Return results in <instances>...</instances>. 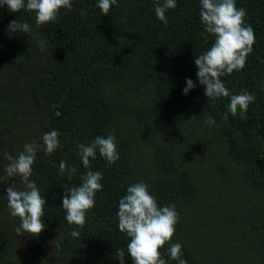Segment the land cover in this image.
Instances as JSON below:
<instances>
[{
	"label": "trees",
	"instance_id": "trees-1",
	"mask_svg": "<svg viewBox=\"0 0 264 264\" xmlns=\"http://www.w3.org/2000/svg\"><path fill=\"white\" fill-rule=\"evenodd\" d=\"M235 2L247 10L255 42L245 67L221 80L232 94L255 95L243 120L239 113L224 120L229 99L213 104L196 76L194 59L214 42L200 22L199 0H176L166 25L155 0H118L108 15L98 0H72L71 11L61 9L41 29L34 12L0 7V178L4 151L15 157L52 130L60 141L50 156L39 151L32 166L45 227L31 264H120L117 249L125 250L123 264H133L116 213L127 187L140 181L180 215L160 249L167 264H177L167 256L172 243L182 245L187 264H264V0ZM14 19L32 32L8 30ZM41 40L48 41L43 49ZM186 78L196 87L184 95ZM108 135L119 159L109 167L99 153L90 158L103 187L76 229L61 208L64 186H79L87 171L76 145ZM61 160L76 167L71 180L58 174ZM12 180L23 188L18 176L0 183V264H26L24 247L36 242L14 231L19 220L4 198Z\"/></svg>",
	"mask_w": 264,
	"mask_h": 264
},
{
	"label": "clouds",
	"instance_id": "clouds-1",
	"mask_svg": "<svg viewBox=\"0 0 264 264\" xmlns=\"http://www.w3.org/2000/svg\"><path fill=\"white\" fill-rule=\"evenodd\" d=\"M7 6L10 12L20 10L35 13V27L41 29L45 25L55 22L61 9L72 10V0H0V7ZM113 5L118 6V0H98V8L103 15H108ZM199 18L204 31L214 37L210 49L197 55L194 63L197 67L196 76L204 86V94L213 104L220 98H228L227 111L223 119L229 115L246 118L249 104L255 102V95L247 91L232 94L221 80L222 76L230 75L234 71L242 70L247 62L248 55L253 50L255 42L254 30L246 25L247 10L237 8L235 0H199ZM176 7V0H155L154 10L157 19L165 25L168 23L166 12ZM8 30L13 33L32 32L26 22L10 21ZM48 44L47 40L38 41L41 49ZM264 84V82H262ZM196 85L190 78H186L184 95ZM205 124L209 127L215 124L213 117H206ZM58 132L52 130L42 136V143L35 141L24 145L23 151L15 157L7 151L2 153L7 161L4 167L5 178H0V183L19 177L22 189H17L15 181L6 188L7 207L13 218H18L19 224L14 231L18 236H38L45 225L44 216L45 199L35 180H31L32 166L37 159V153L43 151L50 156L60 147ZM77 155L87 170L83 173L79 186H64L61 208L65 212L64 219L68 225L76 229L83 228L86 223V214L95 206V195L102 190L100 181L103 176L100 171H92L90 158L95 159L97 153L112 166L119 159L116 137L114 135L96 136L89 144L78 143ZM77 171L76 167L68 166L64 160L59 164L58 174L63 176L67 172V179L71 180ZM118 229L129 239L127 254L133 264H167L162 258L160 249L169 243L175 234L176 224L180 219L179 212L174 204L159 205L157 198L148 190V185L142 181L129 185L126 194L119 200ZM70 235L79 238L80 232L73 230ZM40 236V235H39ZM59 247V245H57ZM116 258L123 264L124 249H117ZM169 260L177 264H187L182 258V245L172 243L167 248Z\"/></svg>",
	"mask_w": 264,
	"mask_h": 264
},
{
	"label": "rangeland",
	"instance_id": "rangeland-1",
	"mask_svg": "<svg viewBox=\"0 0 264 264\" xmlns=\"http://www.w3.org/2000/svg\"><path fill=\"white\" fill-rule=\"evenodd\" d=\"M8 224V223H7ZM6 224V225H7ZM17 244V249L19 248H21L20 247V244L17 242L16 243ZM37 247H39V246H34V247H32V246H29V245H27V247L25 248L24 247V249H25V252H24V254H25V256H26V264L28 263V264H31V263H34V258L32 257V258H30V256L33 254V251L37 248Z\"/></svg>",
	"mask_w": 264,
	"mask_h": 264
},
{
	"label": "flooded vegetation",
	"instance_id": "flooded-vegetation-1",
	"mask_svg": "<svg viewBox=\"0 0 264 264\" xmlns=\"http://www.w3.org/2000/svg\"><path fill=\"white\" fill-rule=\"evenodd\" d=\"M31 237H32L31 240H35V242H36V246H37V245L40 246L39 241L42 240L41 237H40L39 235H38V236H35V237H33V236H31ZM32 247H34V246H32Z\"/></svg>",
	"mask_w": 264,
	"mask_h": 264
}]
</instances>
